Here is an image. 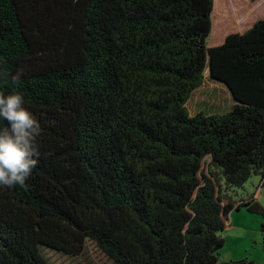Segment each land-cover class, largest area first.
I'll return each mask as SVG.
<instances>
[{
    "label": "trees",
    "instance_id": "16d2710c",
    "mask_svg": "<svg viewBox=\"0 0 264 264\" xmlns=\"http://www.w3.org/2000/svg\"><path fill=\"white\" fill-rule=\"evenodd\" d=\"M217 2L0 0V90L41 129L25 184L0 186V264H96L89 244L113 264H257L220 252L234 213L264 217V19L210 46ZM211 78L238 103L191 116Z\"/></svg>",
    "mask_w": 264,
    "mask_h": 264
},
{
    "label": "rangeland",
    "instance_id": "374dc122",
    "mask_svg": "<svg viewBox=\"0 0 264 264\" xmlns=\"http://www.w3.org/2000/svg\"><path fill=\"white\" fill-rule=\"evenodd\" d=\"M218 0H216L217 2ZM227 6L226 17L222 22V29L224 30L222 36L218 38L215 36L214 31L210 38V46L221 45L227 34L239 30L242 33L241 28H247L253 25L257 20L264 19V0H220ZM216 9L220 7L219 2ZM208 77V74H207ZM233 105L231 97L226 92L225 88L211 80L207 79L205 83L194 92L191 99L186 105L191 116L196 115L201 110L205 111L208 115L211 114H225L231 110ZM260 179L253 177L243 189L237 190L238 194L244 196L255 193L259 186ZM238 194L232 193L233 199L238 200L240 197ZM259 203L264 207V188L258 191ZM235 217H243V225L252 230V227L256 225L253 231H239L232 235L226 234L227 231L234 232L233 228H227L223 233L226 238L229 236V240L225 241V246L221 250L222 254L228 253L229 249L233 252L235 258L238 260L248 259L257 264H264V251L262 246V234L261 227L264 223V217L256 214H251L242 210L241 212L234 213ZM232 216V217H233ZM234 218V217H233ZM232 219V218H231ZM253 224H252V223ZM88 255L92 259V262L96 264H113L95 245H88ZM223 258V257H222ZM56 264H76L71 263L67 258H57ZM81 264H87L86 260H81Z\"/></svg>",
    "mask_w": 264,
    "mask_h": 264
},
{
    "label": "clouds",
    "instance_id": "9594fccd",
    "mask_svg": "<svg viewBox=\"0 0 264 264\" xmlns=\"http://www.w3.org/2000/svg\"><path fill=\"white\" fill-rule=\"evenodd\" d=\"M21 73L12 77L18 84ZM22 92L5 94L0 90V118L7 127L0 129V186H23L38 164L39 151L35 143L40 125L24 105Z\"/></svg>",
    "mask_w": 264,
    "mask_h": 264
},
{
    "label": "crops",
    "instance_id": "0c3cea01",
    "mask_svg": "<svg viewBox=\"0 0 264 264\" xmlns=\"http://www.w3.org/2000/svg\"><path fill=\"white\" fill-rule=\"evenodd\" d=\"M234 217V218H233ZM232 219H231V222L228 226L229 229L233 228L235 231L234 232H229L227 231L226 234H230L232 235L233 233H237L239 231H253L255 230L256 228V225H254L252 227V230H250V228H248L247 226H244L242 223H243V220L245 219H241L243 217H235L233 216ZM252 223V222H251ZM253 224V223H252ZM229 240V236L227 235V237L225 238V241ZM228 242V241H227ZM222 257L224 260H238L239 258H235L233 256V252L229 249V252L228 253H223L222 254Z\"/></svg>",
    "mask_w": 264,
    "mask_h": 264
},
{
    "label": "water",
    "instance_id": "95a60500",
    "mask_svg": "<svg viewBox=\"0 0 264 264\" xmlns=\"http://www.w3.org/2000/svg\"><path fill=\"white\" fill-rule=\"evenodd\" d=\"M211 81L212 82H216V83L222 85L225 88L226 92L231 97L233 104H237L238 103V101L235 99L234 94H233V92H232V90H231V88L229 87L228 84H226L225 82L216 80V79H212V78H211Z\"/></svg>",
    "mask_w": 264,
    "mask_h": 264
}]
</instances>
